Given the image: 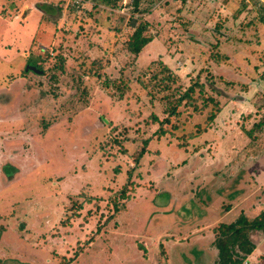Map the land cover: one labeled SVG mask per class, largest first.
<instances>
[{
    "label": "rangeland",
    "instance_id": "obj_1",
    "mask_svg": "<svg viewBox=\"0 0 264 264\" xmlns=\"http://www.w3.org/2000/svg\"><path fill=\"white\" fill-rule=\"evenodd\" d=\"M71 1L0 0V90L11 88L0 99V264H215L214 228L264 208V0H141L152 40L138 55L123 46L131 0H86L79 13ZM60 4L93 22L88 39L56 37ZM54 41L61 65L52 48L43 60ZM23 52L46 77L25 70ZM159 60L173 89L138 81ZM195 81L199 110L182 102L157 136L160 98ZM208 96L220 106L212 120ZM249 234L241 264H264V232Z\"/></svg>",
    "mask_w": 264,
    "mask_h": 264
},
{
    "label": "trees",
    "instance_id": "obj_2",
    "mask_svg": "<svg viewBox=\"0 0 264 264\" xmlns=\"http://www.w3.org/2000/svg\"><path fill=\"white\" fill-rule=\"evenodd\" d=\"M97 2H94V6H92L91 8H95V9L102 8L100 7L101 5L99 4L100 5L99 6ZM102 2L108 5V6L106 5L108 7L107 9H112L110 5L117 6L118 4V0H102ZM141 3H142L141 0H131V2L125 5V7L131 10L132 13L136 12L137 14V16L132 18L131 23H130L133 28L132 29L133 31L131 32L126 31L127 33H125V35L127 34L126 35L127 38L125 42L123 43V46L125 47L126 51H128V53H130L131 55H138L140 51L143 49V47L152 40V36L149 35L148 33H145L147 29V26H146L147 23L145 19L142 17V13L145 12V9L139 7ZM73 7L75 8L74 5ZM79 8L80 7H76L75 9L78 13H79V10L77 9ZM38 9H42V8H38ZM62 9L63 7L61 6V4L58 5L59 13L60 14L64 13V17L61 18L63 19L64 25H63L62 31L60 30V27L55 26L56 29L54 32H57L56 37H61V40H62L63 34L61 33L64 31L67 35V40H66L67 42L68 40L73 42V41H80L81 39L82 40L88 39L90 37L89 30H93L92 29L94 26L93 22L90 24L89 22L84 20L83 15L76 14V12L73 10H72L73 13L68 14V13H65L64 9L63 10ZM262 9L264 10V7H262ZM59 16L52 19V22L54 24L57 23L58 20L60 19ZM46 18H47V15L46 14L44 15L42 13V15L40 16V20H43V19L45 20ZM259 18H260V21L264 24V11L262 12L261 15H259ZM70 20H74V21L79 20V23L80 21L82 23L78 24L77 27H72L71 24L69 23ZM38 46L40 47V43ZM40 48L42 50L41 53H43V55L45 56L43 57V60H46L49 58L47 54L49 53V50L52 51L51 50L52 48L53 50H56L57 52L58 61H59L58 64L61 65L62 63H65V58L63 57V53H64L63 51L65 50L63 49L62 45H60L59 42L57 43L54 41L52 44L42 45ZM28 54L24 56L26 61H28L27 63L25 62V67H24L25 70L26 71L30 70L35 73L37 72L43 75V77H46L41 61L37 60V58L33 56L32 53H30L29 55ZM158 68L159 69L157 70V72H154L152 74L149 73V75H147L146 77L145 75L147 72H145L146 70L143 71L142 69V72L140 73L142 77H140L141 80L138 79V81L142 83L146 88L147 86L150 85L149 88H154L157 86L158 90L173 89L174 87L171 84L176 82V80L178 79V76L169 68V66H167L163 62L161 63L160 60L158 62ZM261 75L264 78V71L262 72ZM151 78L152 80L150 81ZM40 80L37 83H35V85L38 88L42 87V84H43L42 83L43 80L41 82ZM111 83L115 86L116 89L122 90V84H120L121 81L118 82L116 80H112ZM23 84L18 83L13 86V87H17L15 91L21 94L20 96L16 98V103H17L16 105H18L21 101L20 97L23 95L22 94L23 88L20 86H23ZM197 87L199 88V90H202V85L198 81H195L191 83L181 93H178L179 89H177L170 96H164L160 98L161 100H164L163 101L165 104L164 110L167 113V116L157 121L159 123L158 130L156 131L157 136H160L166 133L167 130L162 126L164 125L163 123L170 121V118L172 116L178 114V107L181 105L182 102H184L183 104L192 105L193 109L195 110H199L197 106V101H196L197 97L194 96V91L197 89ZM1 91L2 90H0V92ZM9 91H11V88L10 89L8 88L6 90L4 98L5 100L10 101V98H8V94H7V92ZM148 92L150 91L148 90ZM201 100H204V103H201L202 107L208 103H210L211 106L213 104L214 109L208 112V117H207L208 120H212L215 117L216 113L220 111V106H218V102L216 101V99L212 98L211 96H208L207 98L205 99L203 98ZM30 102L31 101H29V104ZM14 110L16 111L19 109L17 108ZM153 116L156 117V115H152V118ZM257 124L261 126L262 122L259 121ZM201 131H203V128L197 126L195 128L194 133H189V136L193 137L195 133H199ZM246 133L247 135L251 136V129H246ZM146 143H147V140H145V142L143 143V146L146 145ZM143 146L139 151V156H141L145 151V147ZM127 185H132V181H130L129 179L126 180V182L122 186V189L120 191L121 194L119 195V197L124 196L125 194L124 189L127 187ZM78 194H81V193H78ZM112 201L114 203V208L118 210L119 209L118 201H116V199L114 198H112ZM79 206H80L79 202L76 201L74 202L72 207L77 209L79 208ZM214 231H215V238L213 239V245L216 249V255H217L215 264H241L243 260L246 258V256L250 254L255 247V244L252 241L249 233L251 231L264 232V208L260 210L258 214H256L255 216L251 218L248 217V215H246L244 212H241L231 222H228V223L220 222L218 226L214 228Z\"/></svg>",
    "mask_w": 264,
    "mask_h": 264
},
{
    "label": "crops",
    "instance_id": "obj_3",
    "mask_svg": "<svg viewBox=\"0 0 264 264\" xmlns=\"http://www.w3.org/2000/svg\"><path fill=\"white\" fill-rule=\"evenodd\" d=\"M0 45H1V44H0ZM2 46H3V44H2ZM3 47H4V46H3ZM4 52H6V51H4ZM23 53H25V52H23ZM25 54L27 55L28 53H25ZM7 89H8V88H6V89H4V90H2V91L6 92ZM2 96H5V93H4V94H1V93H0V99H2ZM1 103H2V100H0V106H1ZM1 107H2V106H1ZM1 107H0V109H1ZM5 118H6V117H2V118H0V120H1V119H5ZM3 136H4V134H3ZM3 136H1V137H3ZM1 137H0V138H1ZM3 145H4V147H5L6 150H9V151H10V149H9V145H10V144H9V143H8V144H3ZM6 150H5V151H6ZM3 154H4L3 149H0V157H1ZM7 155H8V154H7ZM138 229H139V228H138ZM139 230L142 231L141 228H140ZM146 232H147L148 234L152 233V232H148V231H146ZM155 233H156V232H155ZM155 233H154V234H155ZM155 235H160V233L157 232V234H155Z\"/></svg>",
    "mask_w": 264,
    "mask_h": 264
},
{
    "label": "built area",
    "instance_id": "obj_4",
    "mask_svg": "<svg viewBox=\"0 0 264 264\" xmlns=\"http://www.w3.org/2000/svg\"><path fill=\"white\" fill-rule=\"evenodd\" d=\"M84 1H86V0H73V1H71V3L75 7H80V4L83 3Z\"/></svg>",
    "mask_w": 264,
    "mask_h": 264
}]
</instances>
